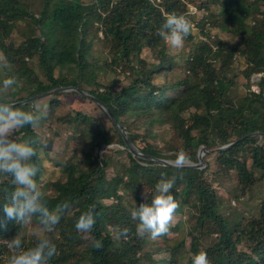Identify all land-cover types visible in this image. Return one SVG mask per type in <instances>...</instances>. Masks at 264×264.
<instances>
[{
	"label": "trees",
	"instance_id": "obj_1",
	"mask_svg": "<svg viewBox=\"0 0 264 264\" xmlns=\"http://www.w3.org/2000/svg\"><path fill=\"white\" fill-rule=\"evenodd\" d=\"M41 2L35 12L36 0H0L1 78L12 76L18 81L7 95L10 98L0 99L31 110L42 97L54 95L40 104L54 109L60 104L58 95L65 91L50 90L76 86L97 97L134 142L145 141L138 147L143 152L174 163L178 156L185 157L184 165L178 167L134 155L104 106L82 93L100 107L101 115L75 110L65 114L60 125L73 126L77 151L84 157L75 152L60 163L65 180L40 184L50 209L65 200L71 202L70 212L55 229L43 232L57 248L49 264H192L201 251L207 253L209 264H264V0ZM194 4L197 10L191 9ZM173 13L186 15L191 24L196 21L206 38L192 48L183 77L174 68L181 65L157 35L165 17ZM22 20L28 22L31 35ZM211 26L239 37L240 46L221 39L211 42ZM18 28L23 37L19 42L12 38ZM187 38H195L193 30ZM96 39L109 48L111 60L105 64L131 69L129 83L117 87L119 80L99 81V69L105 66L95 57ZM145 48L151 49L157 63L141 57ZM135 58L139 66L133 64ZM236 59H243L245 66L236 69ZM161 75L165 79L156 82ZM164 125L175 131L169 152L149 140L159 138L158 127ZM21 133V139L37 149L33 160L40 165L36 177L40 183L44 174L41 153L52 148L53 140L40 143L39 134L30 126ZM114 143L117 147H109ZM202 145L208 150L203 157L206 166L186 165L198 162ZM113 153H125L128 161H114ZM210 170L211 177L207 176ZM233 173L237 175L234 195L246 197L235 208L230 201L224 202L215 184L227 181ZM171 178H175L171 192L179 204L173 218L189 205L197 217L195 226L185 228L181 216L172 219L168 232L156 239L150 234L138 237V221L132 219L131 209L151 203L155 185ZM15 187L13 177L0 173V223L6 225L0 226V264H7L14 251L9 244L17 234L25 249L36 243L34 233L27 232L28 225L21 227L5 216L6 194ZM254 199L259 202L258 213L251 211ZM93 206L94 227L78 232L79 216ZM32 223L39 225L35 218ZM125 228L127 238L120 235ZM96 240L103 247L94 248Z\"/></svg>",
	"mask_w": 264,
	"mask_h": 264
},
{
	"label": "clouds",
	"instance_id": "obj_2",
	"mask_svg": "<svg viewBox=\"0 0 264 264\" xmlns=\"http://www.w3.org/2000/svg\"><path fill=\"white\" fill-rule=\"evenodd\" d=\"M191 32L192 24L186 15L173 13L165 17L164 23L157 30V35L168 46L177 49L183 47L185 39ZM17 84L18 81L15 77L9 76L3 79L0 82V98L6 97L9 94V89L14 88ZM46 116V107L42 108L39 104H34L31 110H24L0 99V173L13 177L16 185L14 191L6 194L7 202L4 203V213L8 220H15L21 227L29 225L33 218L41 226L34 232L36 237L34 247L23 248L22 237L18 234L11 240L9 248L14 251L7 264H49L51 258L56 255L57 248L42 233L52 232L62 216L71 210L69 200L58 203L54 209L49 208L46 193L36 179L40 171V165L33 160V157L37 156V149L31 142L24 141L17 135L28 126L33 129L37 128L40 121ZM154 158L159 157L152 159ZM184 162L185 157L178 156L176 166L181 167ZM174 183L175 178L161 180L155 185V195L151 203L146 202L139 204L138 207L133 206L131 217L138 221L136 225L138 237L142 238L145 234H150L152 239H156L168 232L174 213L179 207L171 192ZM94 213L93 206L79 216L75 224L78 232L86 233L94 227L96 223ZM0 226L6 225L0 223ZM120 235L127 238L128 229H123ZM93 247L96 249L103 247L102 241L96 240ZM192 264H209L207 253L201 251L196 254Z\"/></svg>",
	"mask_w": 264,
	"mask_h": 264
},
{
	"label": "rangeland",
	"instance_id": "obj_3",
	"mask_svg": "<svg viewBox=\"0 0 264 264\" xmlns=\"http://www.w3.org/2000/svg\"><path fill=\"white\" fill-rule=\"evenodd\" d=\"M36 1H37V3L35 4L36 6L34 7L35 12L39 11V9L41 7V3H42L41 0H36ZM198 2L199 1H197V3ZM196 8H197V4H194L191 7V9H193V10H195ZM213 10L216 13H218V11H219L216 7L213 8ZM199 16H201V15H199ZM193 22L195 23V24L192 23V30L195 33V38L193 40L186 38L184 41L183 47L177 48V49H173L167 45L168 54L172 57V59L174 60L175 63L181 65V67L174 66V68L176 67V69H178V71H180V74L182 77H183V75L186 74V72H188L187 59L189 58V55H190L192 48H194L196 46V44L199 40H201V39L206 40L205 36L200 32V28L199 29L197 28L196 21H193ZM21 24L23 27H26V29H27L26 32L31 31L30 27L28 26L27 21L22 20ZM31 27L35 29V27L33 25ZM93 28H90V31H93L92 34L95 35L94 34L95 29H93ZM209 32L212 35V37L210 39L211 42H214L217 39H221V40H226L231 44L240 46V38L237 37L236 35L231 34L230 32L222 31L218 27H214V26H211V28L209 29ZM28 34L31 35L30 32ZM100 36H102L101 33H100ZM12 38L17 39L18 42L21 41V39L23 37L20 34L19 28L17 30L14 29ZM92 48L94 50L95 57L100 60L101 65L105 66L104 68L99 69V81L101 83H110L113 80H119L121 82L120 84H117V87H119L121 84H127L130 82V80H131L130 73L132 71L129 67H124L123 65L122 66L118 65V66H113V68H112L111 66H108L107 64H105L106 61L110 62L111 55L109 53V48L106 46V44L104 42L96 39ZM141 57L144 60H146L147 62H153V63L158 62V59L156 58L155 54L149 48L144 49ZM3 59H4V55H3L2 51L0 50V82L3 81V79L1 78V71L3 69V65H2ZM133 64H135L136 66H139V58H135L133 61ZM234 65L236 66L235 67L236 69H240V68H243L245 66V63H244L243 59H241V60L236 59ZM254 76H253V79L259 77L260 75L257 74L255 77ZM164 79L165 78H163V75H161L159 77H156V82H162ZM10 90L11 89H9V91ZM245 90H246L245 88L241 87L240 93H244ZM256 90H258L257 87H256ZM81 94H82L81 92L75 93L72 90L65 91L64 93L58 95L60 97L59 98L60 104L58 106H56L54 109H51L48 105H44L42 107V108L46 107L47 116H46V118H44V122L42 124H39L38 127L35 128V131L37 132V134H39V138H40L39 142L40 143L45 144L49 141L50 138H52L53 146L51 149H47V150L43 149L42 150L41 156H42L43 165H44V169H43L44 174L42 175L41 182L39 184H42L44 182H54V181L58 182V181L65 180L64 179L65 174H64V171H63L60 163L69 160L71 157H73L75 152L80 158L84 157V154L82 152L77 151V148H76L77 147V140L75 139V137H73V136H75V133L73 131V126L72 125L67 126L64 123H62V125H65V127L60 125L62 122V119L65 117V114L68 115L69 113H72L75 110H81V111H84L86 113H90L93 116H100L101 115V114H99V113H102L100 107L93 100H91L90 98H87ZM52 96H54V95L42 97L35 104L40 105L42 102L51 98ZM5 98H10V97L6 96ZM184 115L187 116L188 112L185 113ZM124 129L126 130L125 127H124ZM158 129H159L160 137L159 138L158 137H156V138L150 137L149 140L155 142L156 145H158L160 148H163V150L165 152H169V144L173 141V139L175 137V131L173 129L169 128L168 125L160 126V127H158ZM141 131H144V130L141 129ZM126 132H127V130H126ZM54 133H56V134H54ZM17 135L21 138V135H22L21 131ZM127 136L130 139L131 143L133 145H135L137 148L141 145H144V143H145V141L140 140V139H138L140 142L139 141L134 142L130 138L128 132H127ZM170 139H171V142L169 143ZM114 145H115V143L110 144L109 147L114 146ZM95 153H98V150H96ZM114 153L112 154L114 161H117V160L122 161V162L128 161V157L125 153H120V154H114ZM206 154H207V152H205L203 154V157ZM203 157H202L203 166L201 168L206 166V162L203 159ZM82 167H84V165ZM113 172L114 171L112 168H110L108 170L109 175L113 174ZM207 173H208L207 176L211 177V170L207 171ZM223 182H224V180H220L218 183H215V184L217 187H219L218 188L219 193L222 196V198H224V202L228 203L230 201L233 204L234 208H235V206L237 207L238 205H241L242 201H244L246 199V197L242 198L239 195H236V196L234 195L235 186L237 183L236 173H233L230 179H228L224 183ZM247 199H249V198H247ZM239 202H240V204H239ZM258 203L259 202L257 201V199L253 200V202L251 203V205H253V208L251 211L258 213L257 206H256V204H258ZM234 208H233V211H234V213H236ZM250 208H251V206H250ZM193 214L194 213H192V211H190L189 205H184V212L182 214L177 215L175 218H173V220H177L178 218H180L182 216L183 220L185 221L184 222L185 228L189 229V228L193 227V225L195 224V221L197 219L196 214L195 215H193ZM32 222L27 227V232L29 234L34 233L37 229L40 228V226L36 223H35L36 225H32V224H34ZM175 234L176 233L170 232L171 236L175 235ZM210 239L211 238L209 237L208 240H210ZM187 240H188V242H190L189 236H188Z\"/></svg>",
	"mask_w": 264,
	"mask_h": 264
},
{
	"label": "water",
	"instance_id": "obj_4",
	"mask_svg": "<svg viewBox=\"0 0 264 264\" xmlns=\"http://www.w3.org/2000/svg\"><path fill=\"white\" fill-rule=\"evenodd\" d=\"M72 89H73V90H77V91H79V92H81V93H83V94H85V95H88V96L91 97V98L96 99L101 105L104 106V108L107 110V112H108V113L110 114V116L113 118V120H114L116 123H118V126H119V128H120V130H121V132H122V135H123V137H124V140H125L126 144L128 145V147L130 148V150L132 151L133 154L138 155V156H141V157H144V158H153V157H150L147 153L140 151L135 145H133V144L131 143L130 139H129L128 136H127V132H126V130L124 129V127L121 126V124H120L119 121L115 118V116L113 115V113L110 112L109 109H108V108H107V107H106V106H105V105H104V104H103V103H102L97 97H95L93 94H91V93H89V92H87V91H85V90H82V89H80V88H78V87H76V86L58 87V88H54V89H52V90H50V91H68V90H72ZM47 93H48V92H47ZM231 144H233V142L230 143V144H227V145L221 146V148H225V147H227V146H229V145H231ZM207 151H208V150H207L206 146L202 145V146L199 148V152H198V157H199L198 162H196V163H194V164H187V165H188V166H193V167H196V168H201V167L203 166V161H202L203 154H204L205 152H207ZM154 159L159 160V161H162V162H164L165 164H168V165L176 166V163H172L171 161L166 160V159H163V158H154Z\"/></svg>",
	"mask_w": 264,
	"mask_h": 264
}]
</instances>
